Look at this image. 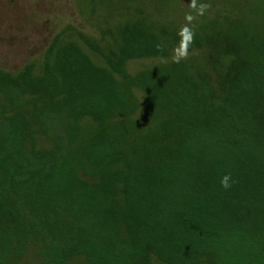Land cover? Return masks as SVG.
<instances>
[{
    "label": "trees",
    "instance_id": "trees-1",
    "mask_svg": "<svg viewBox=\"0 0 264 264\" xmlns=\"http://www.w3.org/2000/svg\"><path fill=\"white\" fill-rule=\"evenodd\" d=\"M225 1L177 25L81 0L97 35L0 67V264H264V0Z\"/></svg>",
    "mask_w": 264,
    "mask_h": 264
},
{
    "label": "rangeland",
    "instance_id": "rangeland-1",
    "mask_svg": "<svg viewBox=\"0 0 264 264\" xmlns=\"http://www.w3.org/2000/svg\"><path fill=\"white\" fill-rule=\"evenodd\" d=\"M121 5V11H136L143 8L162 22L184 25L196 21L193 0H112ZM208 2L205 12L227 7V1L195 0L198 8ZM203 4V3H202ZM118 6V5H117ZM191 15L192 19H186ZM119 17V16H118ZM67 23H73L87 33L97 35L98 23L88 13L82 12L81 0H0V67L16 71L26 61L40 58L51 37ZM105 26V25H104ZM186 56H189L187 53ZM152 63V60H135L130 63L134 71ZM141 101L145 97L139 93ZM21 264H39L30 254ZM154 264H163L154 260Z\"/></svg>",
    "mask_w": 264,
    "mask_h": 264
},
{
    "label": "clouds",
    "instance_id": "clouds-1",
    "mask_svg": "<svg viewBox=\"0 0 264 264\" xmlns=\"http://www.w3.org/2000/svg\"><path fill=\"white\" fill-rule=\"evenodd\" d=\"M191 7L196 9L197 14L203 15L207 5L206 4H201L198 8L196 7L195 0H193ZM186 19L191 20L192 16L188 15L186 16ZM190 32L191 29L188 27V25H185L183 28H181L178 32V35L181 37L180 43L177 46L176 49H174V54H173V62L179 63L181 59H183L187 55V44L185 43L186 40H190ZM187 34V35H186ZM229 177L224 176L221 179V186L225 189L230 187V184L228 183Z\"/></svg>",
    "mask_w": 264,
    "mask_h": 264
}]
</instances>
